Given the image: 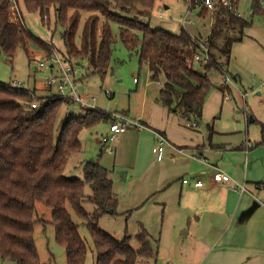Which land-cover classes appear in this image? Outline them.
<instances>
[{
  "label": "trees",
  "instance_id": "trees-1",
  "mask_svg": "<svg viewBox=\"0 0 264 264\" xmlns=\"http://www.w3.org/2000/svg\"><path fill=\"white\" fill-rule=\"evenodd\" d=\"M202 1L190 0L194 6ZM231 1L235 5L239 0ZM23 2L26 10L38 12L46 20H50L53 11L56 25L65 28L62 36L72 56H66L67 59L71 62L74 58L86 57L93 72L102 76L107 73L117 41L112 23L119 24L126 47L138 51L141 65L149 67L154 80L164 78L159 95L161 102L184 117L202 116L213 86L208 72L212 68L223 72L229 64L232 45L245 37V29L252 24V20L236 11L220 6L213 13L209 35L213 60L205 66L206 71L200 72L191 60L198 50V38L184 28L178 34L155 29L141 19L151 14L156 0ZM14 3L18 6L19 0H0V54L10 60L19 48L27 50L29 37L23 21L11 19L10 9ZM252 9L254 16H264L261 0H252ZM81 10L99 12L103 20L100 21L98 14L89 16L92 19H88L83 28L82 48H78ZM34 98L38 106L32 108ZM65 102L70 104L71 100L61 94L38 97L29 88L0 82V260L43 264L34 237L38 201L53 209L55 237L65 247L68 264H84L88 246L66 203L89 228L97 248V264H136L139 258L154 257L158 252L152 237L143 228L138 234L140 245L134 247L128 239H119L99 226L100 216L115 212L119 203L106 167L88 161L83 166L84 179L65 174L69 157L82 149V129L103 118L111 121L112 117L95 108L83 116L71 113L56 128ZM262 128L264 132V123ZM86 182L91 187L88 195ZM84 201H91L94 210H87Z\"/></svg>",
  "mask_w": 264,
  "mask_h": 264
},
{
  "label": "rangeland",
  "instance_id": "rangeland-1",
  "mask_svg": "<svg viewBox=\"0 0 264 264\" xmlns=\"http://www.w3.org/2000/svg\"><path fill=\"white\" fill-rule=\"evenodd\" d=\"M23 3V0H19L17 8L12 5L10 10L11 19L16 22L23 21L29 33L27 50L19 48L11 60L0 54V82L29 88L38 97L58 94V85L50 88L48 80L52 76L61 75V66L59 64L53 66L52 53L57 52L63 59L71 56L62 36L65 28L61 24L56 25L53 11L50 13V20H46L38 12L26 10ZM190 5V0H156L151 14L141 19L155 29L178 34L184 28L192 35L200 33L207 35L211 28V12L220 7L210 10L203 5L192 7ZM233 7L243 18L252 20L251 27L257 21L264 22V16H254L252 0H239L237 8L235 5ZM81 13L83 15L81 14L76 40L78 48H82L83 28L88 19H92L89 16L98 14L100 21L103 20L99 12L81 10ZM185 17L191 21L182 25ZM112 29L117 41L104 76L93 72L86 57L81 60L74 58L71 62L68 59L77 69V92L85 96L86 101L83 107L77 101L70 104L65 102L58 114L56 128H59L72 112L76 116H83L88 110L95 108L118 118L138 122L140 127L129 128L116 137L113 142V151L115 150L116 154L110 153L108 144L102 140L109 132V119H100L97 123L83 128L80 133L82 149L69 157L65 174L84 179L83 166L91 159L109 170L119 203L115 212L103 213L98 219V224L117 238L128 239L134 247L140 245L138 234L142 228L150 234L158 253L152 258H139L136 264H187L184 258L189 255L185 247L191 241V237L182 234L183 230L180 227L187 225L184 209L177 208L179 195L170 189L169 184V173L171 175L178 173L175 167L177 161L172 162L168 159L170 144L167 142L165 158L162 163H157V155L152 151L160 142L159 140L157 143L156 133L159 130L165 132L167 137L177 144L188 142L195 137L202 141V133L206 135L213 127L232 129L235 136L240 138L246 136V123H249L247 119L252 120L254 115L249 105L244 106L246 102L236 89L234 93H227L229 99L224 98L216 105L211 103L209 107L207 101V108H204L200 117H184L179 112L170 110L159 97L164 78L154 80L149 67L141 65L138 51L126 47L120 36L119 24L113 22ZM259 57L264 58V52L260 51ZM40 62H44L45 66L41 67ZM68 64L67 61L64 62L65 67ZM193 66L198 71H206L207 65L195 62ZM208 74L213 84L207 95L210 97L214 91L218 92V87L222 86L224 80L217 68H212ZM263 95H258L256 90L249 92L246 99L261 122H264V101L258 98ZM195 120L199 122V128L189 125L190 121ZM249 132L252 139H263L261 123L251 122ZM236 160L232 155L225 157V162L232 167L238 162ZM237 169L239 168L235 171ZM261 181L264 182V178ZM85 192L87 195L91 193V187L87 182ZM84 206L89 211L95 208L91 201H84ZM66 207L79 225L80 234L88 246L84 264H97V248L89 228L69 203H66ZM36 208L34 237L41 262L68 264L65 247L55 237L53 209L41 201L36 202ZM180 212L184 216H180ZM0 264L16 263L0 260Z\"/></svg>",
  "mask_w": 264,
  "mask_h": 264
},
{
  "label": "crops",
  "instance_id": "crops-1",
  "mask_svg": "<svg viewBox=\"0 0 264 264\" xmlns=\"http://www.w3.org/2000/svg\"><path fill=\"white\" fill-rule=\"evenodd\" d=\"M261 2L264 6V1ZM210 32L211 28L207 35L193 36L204 38ZM245 32V37L232 45L229 64L223 69L232 82L224 84L223 81L218 92L206 98L204 108L207 101L210 107L211 103L216 105L224 98L229 99L227 93H234L236 89L246 102L244 106L249 105L254 115L252 120L247 119L246 136L237 138L232 129L213 127L206 135L202 133V141L195 137L177 144L165 132L156 133L157 143L164 142V151L165 144H170L168 159L177 161L178 173H169V184L179 195L177 208L184 209L187 225L180 227L182 234L191 237L185 247L189 255L184 258L187 264H264V182L261 181L264 178V132L262 128V140L252 139L249 132L251 122L261 123V127L264 122L258 120L246 100L249 92L257 90L258 95L264 94V58L259 57L260 51L264 52V22L257 21ZM258 99L264 101V95ZM194 128H199V122ZM217 137L220 138L217 140ZM228 155L236 157L235 166L225 162ZM164 158L156 157L157 163H162ZM236 168L239 169L235 171ZM219 170L230 176L228 183L213 179V174ZM184 178L190 182L184 183ZM196 180H202L204 185L196 186ZM180 216L184 215L180 212Z\"/></svg>",
  "mask_w": 264,
  "mask_h": 264
},
{
  "label": "built area",
  "instance_id": "built-area-1",
  "mask_svg": "<svg viewBox=\"0 0 264 264\" xmlns=\"http://www.w3.org/2000/svg\"><path fill=\"white\" fill-rule=\"evenodd\" d=\"M14 8H17V4H13ZM199 5V4H198ZM200 5H203L205 8H208L210 10L215 9V7L225 6L229 9L235 10L233 7V4L230 0H203ZM192 5H190L191 7ZM237 13V9L235 10ZM239 14V13H238ZM47 17V15H46ZM191 20H187L186 17L183 19L182 25H186ZM51 60L54 64H59L61 66V75H55L52 76L50 80H48V85L52 87L53 85H58V94H61L63 96H66L68 99L71 100V103L77 101L79 102L83 107L85 105L86 98L85 96L79 95L77 92V84L78 81L76 80V74L77 69L76 67L71 64L67 58L64 57L60 58L57 52H53L51 56ZM65 60V61H64ZM213 60V56L211 53V49L209 47V36H206L204 38L198 39V50L193 54L192 62L193 64L195 62L208 65ZM68 62L69 64L64 66V62ZM40 66L44 67L45 63L40 62ZM224 84L227 82H232V79L229 75V73L226 70H223L222 72ZM162 84V83H161ZM32 108H35L38 106V101L36 98L31 102ZM73 113V112H72ZM74 114V113H73ZM192 127H197L198 122L197 121H190L189 123ZM137 128L140 127V124L138 122H131L124 118H118L116 115H112L111 121H110V127L109 132L103 136L102 140L104 143H107L109 145L108 150L113 152V142L116 140V137L120 134L128 130L129 128ZM164 142L160 140L159 144L154 147V152L157 155V158L159 160H162L164 155ZM213 179L217 182L221 183H228L230 181V176L219 170L213 174ZM184 183H189L190 179L184 178ZM194 184L198 187H201L204 185V182L202 180H196Z\"/></svg>",
  "mask_w": 264,
  "mask_h": 264
}]
</instances>
